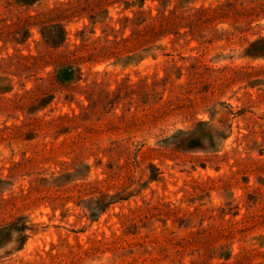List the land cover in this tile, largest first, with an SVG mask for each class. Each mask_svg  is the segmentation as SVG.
I'll use <instances>...</instances> for the list:
<instances>
[{"label":"rangeland","instance_id":"1","mask_svg":"<svg viewBox=\"0 0 264 264\" xmlns=\"http://www.w3.org/2000/svg\"><path fill=\"white\" fill-rule=\"evenodd\" d=\"M0 264H264V0H0Z\"/></svg>","mask_w":264,"mask_h":264},{"label":"water","instance_id":"2","mask_svg":"<svg viewBox=\"0 0 264 264\" xmlns=\"http://www.w3.org/2000/svg\"><path fill=\"white\" fill-rule=\"evenodd\" d=\"M63 70H64V71H63L64 73L67 72V69H63Z\"/></svg>","mask_w":264,"mask_h":264},{"label":"trees","instance_id":"3","mask_svg":"<svg viewBox=\"0 0 264 264\" xmlns=\"http://www.w3.org/2000/svg\"><path fill=\"white\" fill-rule=\"evenodd\" d=\"M260 42H257V43H255V44H259ZM254 44V43H253Z\"/></svg>","mask_w":264,"mask_h":264}]
</instances>
